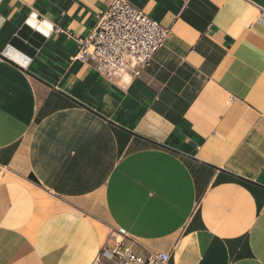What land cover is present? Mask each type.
<instances>
[{
	"label": "crops",
	"instance_id": "obj_1",
	"mask_svg": "<svg viewBox=\"0 0 264 264\" xmlns=\"http://www.w3.org/2000/svg\"><path fill=\"white\" fill-rule=\"evenodd\" d=\"M112 0H0L57 26L0 57V264H264V0H126L170 35L134 79L74 59ZM33 175L38 182L28 179Z\"/></svg>",
	"mask_w": 264,
	"mask_h": 264
},
{
	"label": "built area",
	"instance_id": "obj_2",
	"mask_svg": "<svg viewBox=\"0 0 264 264\" xmlns=\"http://www.w3.org/2000/svg\"><path fill=\"white\" fill-rule=\"evenodd\" d=\"M188 1V0H184ZM95 27L86 38L68 37L77 43L74 59L93 62V70L108 80L122 76L137 78L150 66L154 55L164 47L171 30L159 25L152 18L126 0H112L106 10L97 15ZM3 171L0 170V179ZM104 245L96 264H168V253L147 254L133 251L138 243L123 230L114 232Z\"/></svg>",
	"mask_w": 264,
	"mask_h": 264
},
{
	"label": "water",
	"instance_id": "obj_3",
	"mask_svg": "<svg viewBox=\"0 0 264 264\" xmlns=\"http://www.w3.org/2000/svg\"><path fill=\"white\" fill-rule=\"evenodd\" d=\"M37 20L39 21L38 18ZM0 21L3 22V26L0 27V57H4L21 67L20 64L9 58L10 56H14L15 52L6 51V46L11 45L14 49L32 58L37 50L40 49V45L46 37L41 36L34 29L30 28L26 24V21L20 27H16L3 19H0ZM28 179L38 182L33 175H29Z\"/></svg>",
	"mask_w": 264,
	"mask_h": 264
},
{
	"label": "clouds",
	"instance_id": "obj_4",
	"mask_svg": "<svg viewBox=\"0 0 264 264\" xmlns=\"http://www.w3.org/2000/svg\"><path fill=\"white\" fill-rule=\"evenodd\" d=\"M41 15L38 11L33 10L29 19L26 21V24L35 30V32L39 33L43 37H50L53 34V30L57 27L55 23L45 16L42 20H37V17ZM3 26V22L0 21V27ZM6 51L15 52L14 56H10L9 58L14 60L16 63L20 64L22 68H28L32 62V59L27 57L25 54L21 53L17 49H14L13 46L7 45Z\"/></svg>",
	"mask_w": 264,
	"mask_h": 264
},
{
	"label": "rangeland",
	"instance_id": "obj_5",
	"mask_svg": "<svg viewBox=\"0 0 264 264\" xmlns=\"http://www.w3.org/2000/svg\"><path fill=\"white\" fill-rule=\"evenodd\" d=\"M115 236H116V234L114 232H111L109 237L114 238Z\"/></svg>",
	"mask_w": 264,
	"mask_h": 264
},
{
	"label": "bare ground",
	"instance_id": "obj_6",
	"mask_svg": "<svg viewBox=\"0 0 264 264\" xmlns=\"http://www.w3.org/2000/svg\"><path fill=\"white\" fill-rule=\"evenodd\" d=\"M118 238V236H116V239ZM103 248V247H102ZM102 250V249H101Z\"/></svg>",
	"mask_w": 264,
	"mask_h": 264
}]
</instances>
